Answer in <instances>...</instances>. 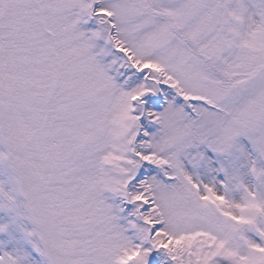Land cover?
<instances>
[{
	"label": "snow or ice",
	"instance_id": "obj_1",
	"mask_svg": "<svg viewBox=\"0 0 264 264\" xmlns=\"http://www.w3.org/2000/svg\"><path fill=\"white\" fill-rule=\"evenodd\" d=\"M0 264H264V0H0Z\"/></svg>",
	"mask_w": 264,
	"mask_h": 264
}]
</instances>
